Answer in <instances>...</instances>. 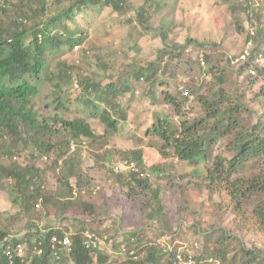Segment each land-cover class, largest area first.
I'll return each mask as SVG.
<instances>
[{"label": "trees", "instance_id": "16d2710c", "mask_svg": "<svg viewBox=\"0 0 264 264\" xmlns=\"http://www.w3.org/2000/svg\"><path fill=\"white\" fill-rule=\"evenodd\" d=\"M152 1L160 8L159 0ZM126 2H0V187H4L5 180H10L8 193L13 204L18 207V212L12 215L0 212V264H68L69 261L93 264L94 254L96 264H107L109 259L105 253L83 244L82 232L85 227L81 221L77 220L79 230H82L72 235L73 246L68 252L63 245L51 241L54 236L60 238L64 235L62 229H42L27 218L28 213L40 206L46 215L53 212L58 217L71 208L92 207L91 203L82 200L81 195H74L75 190L70 181L80 175V153L84 144H88L87 141L92 148H97L92 150H104L105 161L97 160V166L109 171L115 183L130 190L135 187V182L146 185V194L139 201L148 198L149 204L154 205L147 214L150 218L156 212L165 213L162 188L159 180L156 181V187L150 184L152 175L180 181L192 175L197 179L192 187L196 190L195 196L207 191L213 197V212L216 216L225 212L231 224L208 230L201 229L199 223L193 225L201 241V250L194 255L196 264H264V251L258 247H248L238 233H252L264 243V109L260 112L254 107L258 101L264 108V85L254 93L256 82L264 83V65L256 62L259 55H264L261 46L264 38L261 5L248 12L243 6V0H237L236 6L231 7L233 12L239 9L246 14L247 31L253 27L255 32L254 35L248 32L245 38L246 42L251 39L253 42L249 56L237 63H233V60L240 53L227 57L228 65L234 67L237 74H246L247 82H242L241 88L237 87L234 93L224 87L226 73L214 69H218L219 60L216 61L215 57L206 53V42H199L205 51L203 62L212 65L208 72L215 75L219 88L215 91L213 89L210 97L199 95L204 85L197 88L188 84L193 93L199 92L198 101L203 105L204 112L198 117L182 119L178 123L170 114H163V111L170 109L175 115L181 114L188 97L181 92L177 97L162 91L163 106L161 110L153 111L152 125L145 130V136L161 139L162 143H153V146L156 145L164 159L148 166L144 147L138 143V138L135 147L110 150L109 137L118 134L126 126L129 128L126 122L131 116L129 106L121 108L118 99L132 92L135 89L133 84L145 80L148 87L144 97L152 104L159 103L156 83L161 81V74L172 73L169 62L175 59L180 62L193 39H187L185 44L175 41L167 43V33L163 29L160 35L165 42L161 49L156 50L153 61L145 65L135 63L130 65V70L110 72L106 75L110 79L106 83L82 74L80 68L65 61L58 62L57 70L51 71L56 55L67 49L73 50L88 40L86 31L78 24V14L89 18L95 6L104 5H112L114 10L121 12L126 9ZM144 11L145 8L137 14V19L150 30L151 27L139 19L145 14ZM111 63L114 66L113 61L104 62L108 66ZM251 70H255V74ZM46 82L53 83L57 96L44 104L43 113L36 99L41 85ZM73 83L81 88L84 95L81 100L90 112H85L82 117L65 114L68 106L62 99V87ZM250 93L253 98H250ZM101 105L105 107L101 109ZM98 110L101 111V121L106 125L100 135L90 122V115ZM250 111L255 112L257 118L254 123L246 125L241 114ZM217 145L224 147L219 153L214 151ZM23 152L28 153L27 163L22 162ZM116 153L121 155L118 162L127 159L135 163L137 170L125 168L116 172L115 166L108 167ZM173 155L176 160L187 163L191 171L174 173L172 167L175 161L167 160ZM39 160L45 161L46 167L38 165ZM53 169H59V179L55 187H49L47 175ZM148 170L152 171V175ZM185 201L188 202L183 210L187 211L189 205L194 203L189 199ZM140 233L131 232L132 237L125 248L129 264L133 263L131 250L139 257L140 264L175 263V252H164L158 243L140 247ZM19 243L27 244V249L20 255L16 250ZM37 249L42 252L35 253ZM183 256L186 258L188 253L183 252Z\"/></svg>", "mask_w": 264, "mask_h": 264}, {"label": "rangeland", "instance_id": "374dc122", "mask_svg": "<svg viewBox=\"0 0 264 264\" xmlns=\"http://www.w3.org/2000/svg\"><path fill=\"white\" fill-rule=\"evenodd\" d=\"M126 1L127 7L121 12L114 10L112 5H104L95 6L89 18L78 14V24L81 29L86 31L88 40L80 44L79 47H74L73 50L67 49V51L56 55L51 71L57 70L58 62L65 61L80 68L82 74L106 83L110 80L109 77H106L110 72L117 73L122 69L130 70L135 63L145 65L149 61H153L156 50L161 49L165 41L185 44L187 39H193V42L188 44L180 62H177L176 59L169 62L174 75L172 73L161 74V81L156 83L155 91L159 103L152 104L148 98L144 97L145 89L148 87L145 80L133 84L135 89L125 97L118 99L121 108L129 106L132 119L129 122H132L130 124L126 122L130 130L126 126L118 134L109 137L110 150H125L135 147L138 138L140 139L138 143L146 151V163L150 165L158 160L162 162L164 159L158 153L156 145L153 146V143H157V145L162 143L161 139L145 136V130L152 125L153 111L161 110L163 106L162 91L178 97L181 94L179 92L181 80L188 76L192 79L188 84L197 88L204 85L199 95L206 94L211 97L213 89L215 91L219 88L215 75L208 72L212 65L208 62L203 64L202 55L205 51L200 47L199 42H206V53L215 57V60H219L218 69H214L226 73L224 87L234 93L237 87L241 88L242 82H247L246 74H237L235 68L227 63V57H234L245 49L247 43L245 38L248 34L247 17L239 9L237 12H233L231 7L236 6L237 0H159L160 8L152 0L148 2L146 0ZM259 5L262 7L261 21L264 25V0H260ZM143 8H145V14H142L139 19L144 25L151 27L150 30L146 29L137 19V14ZM163 29L167 33L165 41L160 35ZM211 43L216 44L212 45ZM261 46L264 48V38ZM105 61H113L115 64L113 66L111 63L108 66L104 64ZM260 63L264 64V55ZM262 85H264L263 82L257 81L254 93L259 91ZM62 88V99L68 106L65 114L82 117L85 112H89L88 106L81 100L84 97L82 90L76 83L64 85ZM189 90L191 91L190 88ZM191 93L193 95L191 98L187 96L188 101L183 104L181 114L175 115L170 109L163 111V114H170L177 123L182 119H193L201 115L204 112V107L198 101L199 92L191 91ZM56 96L55 86L52 82L41 85L36 101L41 106L43 113H45L44 104L49 103ZM249 96L253 98L252 93ZM149 105H151L150 108ZM104 107L100 106L101 109ZM254 107L260 112L264 109L258 101L254 103ZM106 108L109 109L108 106ZM185 112H187L186 115H184ZM90 116H92L90 122L94 125L98 135L102 134L106 125L101 121V111L93 112ZM241 118L246 125H250L256 121L257 117L255 112L250 111L241 114ZM87 142L88 144H84L80 153V175L78 178L73 177L70 181L75 190L74 195H81L82 200L91 203L92 207L85 209L81 203V208L76 210L71 208L61 217L53 212L46 215L42 206L36 207L28 213L27 218L37 223V226L42 229L60 228L72 236L82 230H79V222H77L79 220L83 223L85 230L89 229L105 240V246L100 253L107 255L109 259L107 264H129L125 248L129 245V239L132 237L131 232H141L139 234V237H142L140 247L155 245L159 240L162 243L174 245V249L182 253L185 247H188L196 255L200 252L201 245L195 248V242L201 244V241L194 229L195 223H199L203 230L220 226L227 227L231 224L230 217L225 212L220 216H216L213 212L215 208L212 206L213 197L207 191H202V195L195 196L196 190H193L192 187L197 179L194 176L190 175L184 181L175 178L168 179V177L157 178L156 174H151V170H148L152 175L150 184L156 187V181L159 180L163 191L162 203L165 206V213L156 212L151 218L148 217L147 214L152 211L151 207L154 205L149 204L148 198L139 201L146 194V185L142 186L135 182V187L130 190L115 183L109 171L97 166V160L105 159L104 150L100 148L92 150L97 148H92L89 141ZM214 149L215 153H219L224 147L217 145ZM21 154L24 156L22 162H29L28 153ZM120 157L121 155L116 153L108 167L113 168ZM169 159L175 161L174 167H172L174 173L183 174L192 169L187 163L176 160L175 155L171 158L168 157L167 160ZM44 162L39 160L38 165L46 167ZM54 170L53 172L49 171L47 175V186L49 187H55L59 179V169ZM10 186V180H5L4 187H0V212L5 215L18 212V207L13 204L8 193ZM186 199L194 203L189 205L187 211L183 210V206L188 202L185 201ZM238 233L248 247H258L264 251V243L259 241L254 234ZM93 256V264H96L95 254ZM68 264L75 263L69 261Z\"/></svg>", "mask_w": 264, "mask_h": 264}, {"label": "built area", "instance_id": "2783aa9c", "mask_svg": "<svg viewBox=\"0 0 264 264\" xmlns=\"http://www.w3.org/2000/svg\"><path fill=\"white\" fill-rule=\"evenodd\" d=\"M243 6L248 10V12H251L253 7H257L259 6V0H243ZM250 35H254V28L252 27L250 29V31H248ZM253 49V42L252 39L247 41L245 49L239 54V56H237L234 60L233 63H237L239 61H243L247 56H249L250 51ZM203 57V56H202ZM262 57L263 55H259V57L257 58L256 62L260 63L262 61ZM203 61V60H202ZM204 64V62H203ZM253 74H255V70H251ZM196 79L198 78L197 76L195 77ZM191 77L188 76L185 79L181 80V83L179 85V91L184 95V96H188V97H192V93L189 90L187 84L188 82H191ZM132 169V170H137L136 165L134 162H131L127 159L125 160H121L119 162L116 163L114 170L116 172H119L123 169ZM64 235L61 236L60 238L57 236L52 237L51 241L53 244H61L63 245L66 250L69 252L72 249L73 246V241H72V236L70 233H63ZM84 241L83 244L88 247V248H93L95 250H101L104 246H105V240L103 238H101L100 236H98L95 232L86 229L83 231L82 233ZM161 244V246L163 247L164 252H175L176 254V258H175V263L174 264H196V261L194 259V253L191 249H189L188 247H185L184 252L188 253V256L185 258L183 256V253L180 251H176L174 249V245L171 244H165L162 243L161 241L158 240V244ZM195 245L197 248L199 246L198 242H195ZM194 245V246H195ZM25 249H27V244L26 243H19L16 247V250L18 252V254H23L25 252ZM42 250L41 249H37L35 250V253H41ZM130 257L133 261L132 264H140L139 263V257L135 254L134 250L130 251ZM151 264V263H148Z\"/></svg>", "mask_w": 264, "mask_h": 264}, {"label": "crops", "instance_id": "0c3cea01", "mask_svg": "<svg viewBox=\"0 0 264 264\" xmlns=\"http://www.w3.org/2000/svg\"><path fill=\"white\" fill-rule=\"evenodd\" d=\"M129 120H132V119H131V116L129 117ZM129 120H128V123L130 124L132 121L129 122ZM109 147H110V146H109ZM144 150H145V149H144ZM146 150H147V149H146ZM146 160H147V158H146V151H145V161H146ZM146 164H147V163H146ZM147 165H148V164H147ZM150 165H151V164H150ZM150 165H148V166H150Z\"/></svg>", "mask_w": 264, "mask_h": 264}, {"label": "clouds", "instance_id": "9594fccd", "mask_svg": "<svg viewBox=\"0 0 264 264\" xmlns=\"http://www.w3.org/2000/svg\"><path fill=\"white\" fill-rule=\"evenodd\" d=\"M262 65H264L263 63H262ZM180 92V91H179Z\"/></svg>", "mask_w": 264, "mask_h": 264}]
</instances>
